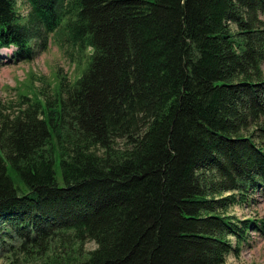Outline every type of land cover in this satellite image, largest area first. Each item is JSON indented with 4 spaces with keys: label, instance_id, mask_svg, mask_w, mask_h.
<instances>
[{
    "label": "trees",
    "instance_id": "1",
    "mask_svg": "<svg viewBox=\"0 0 264 264\" xmlns=\"http://www.w3.org/2000/svg\"><path fill=\"white\" fill-rule=\"evenodd\" d=\"M18 2L0 0V50L60 28L79 75L0 103V251L226 264L264 232L231 213L264 189V0Z\"/></svg>",
    "mask_w": 264,
    "mask_h": 264
},
{
    "label": "rangeland",
    "instance_id": "2",
    "mask_svg": "<svg viewBox=\"0 0 264 264\" xmlns=\"http://www.w3.org/2000/svg\"><path fill=\"white\" fill-rule=\"evenodd\" d=\"M20 10V8H19ZM23 11H26L24 8ZM60 31V30H59ZM57 35H61L57 33ZM63 50L58 45L53 35L45 50H41L38 45L35 48L38 54L32 61L12 62L4 64L0 67V103L9 106H16L19 101L18 94L20 92L29 91L30 88L41 89L42 83H54L57 73L62 76L69 77L71 81L76 75H79L76 69V56H71L67 52L66 46L63 44ZM3 63H6L3 61ZM262 71L264 72V61L262 62ZM264 143V138L262 140ZM61 173L58 170V181L62 184ZM257 203L251 206L236 205L231 209L232 215L240 219L244 217L255 218L259 221L264 220V197L257 195ZM252 247L242 249L239 255L231 254L226 259V264H264V236L253 233ZM61 244V245H60ZM54 242L53 248L47 255H39L38 257L27 258L17 255L16 252H2L0 255V264H46V260L50 262L64 261L69 255L81 256L96 248L92 241H85L75 247L67 245L66 247L60 243Z\"/></svg>",
    "mask_w": 264,
    "mask_h": 264
},
{
    "label": "bare ground",
    "instance_id": "3",
    "mask_svg": "<svg viewBox=\"0 0 264 264\" xmlns=\"http://www.w3.org/2000/svg\"><path fill=\"white\" fill-rule=\"evenodd\" d=\"M23 97V96H22ZM16 105V104H15ZM18 105V104H17ZM10 107V106H9ZM11 110V109H10ZM13 112V111H12Z\"/></svg>",
    "mask_w": 264,
    "mask_h": 264
}]
</instances>
